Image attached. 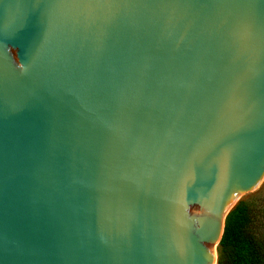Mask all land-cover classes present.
<instances>
[{
  "label": "water",
  "instance_id": "1",
  "mask_svg": "<svg viewBox=\"0 0 264 264\" xmlns=\"http://www.w3.org/2000/svg\"><path fill=\"white\" fill-rule=\"evenodd\" d=\"M263 184L264 0H0V264H214Z\"/></svg>",
  "mask_w": 264,
  "mask_h": 264
},
{
  "label": "trees",
  "instance_id": "2",
  "mask_svg": "<svg viewBox=\"0 0 264 264\" xmlns=\"http://www.w3.org/2000/svg\"><path fill=\"white\" fill-rule=\"evenodd\" d=\"M252 205L244 200L224 222L217 246V264H264V233L252 226Z\"/></svg>",
  "mask_w": 264,
  "mask_h": 264
},
{
  "label": "rangeland",
  "instance_id": "3",
  "mask_svg": "<svg viewBox=\"0 0 264 264\" xmlns=\"http://www.w3.org/2000/svg\"><path fill=\"white\" fill-rule=\"evenodd\" d=\"M252 205V226L255 232L264 233V184L246 198Z\"/></svg>",
  "mask_w": 264,
  "mask_h": 264
},
{
  "label": "bare ground",
  "instance_id": "4",
  "mask_svg": "<svg viewBox=\"0 0 264 264\" xmlns=\"http://www.w3.org/2000/svg\"><path fill=\"white\" fill-rule=\"evenodd\" d=\"M223 219V218H222ZM223 221V220H222ZM222 221H221V227H220V232H219V236L221 235V230H222ZM219 239V237H218ZM218 243V242H217ZM218 246V245H217ZM216 259H217V248H216V253H215V258H214V264H216Z\"/></svg>",
  "mask_w": 264,
  "mask_h": 264
}]
</instances>
